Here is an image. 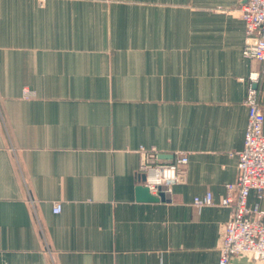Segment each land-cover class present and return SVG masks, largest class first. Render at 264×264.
<instances>
[{"label":"crops","instance_id":"obj_1","mask_svg":"<svg viewBox=\"0 0 264 264\" xmlns=\"http://www.w3.org/2000/svg\"><path fill=\"white\" fill-rule=\"evenodd\" d=\"M243 1L0 0V264H217L261 67ZM140 146L186 152L168 200L136 199Z\"/></svg>","mask_w":264,"mask_h":264},{"label":"built area","instance_id":"obj_2","mask_svg":"<svg viewBox=\"0 0 264 264\" xmlns=\"http://www.w3.org/2000/svg\"><path fill=\"white\" fill-rule=\"evenodd\" d=\"M239 9L245 25L241 54L257 60L261 67L259 72H251L245 79L247 88L243 102L248 120L243 146L237 152L236 179L225 184V194L218 200L220 205H229L232 210L223 226L217 264H230L231 257L239 253H249L264 262V208L247 202L251 191L259 196L264 194V112L258 98V82L260 74L264 73V0H244ZM32 95V90L22 89L24 98ZM138 152V172L144 174V184L152 194L157 193L160 186L170 192L172 185L186 180V152L175 151L169 160H160L154 147L140 146ZM192 203L197 207L215 204L214 194L206 191L195 195ZM60 210L61 204L54 203L52 211Z\"/></svg>","mask_w":264,"mask_h":264},{"label":"water","instance_id":"obj_3","mask_svg":"<svg viewBox=\"0 0 264 264\" xmlns=\"http://www.w3.org/2000/svg\"><path fill=\"white\" fill-rule=\"evenodd\" d=\"M161 156V155H160ZM159 156V157H160ZM145 176L142 174V182L136 186V199L140 201H159L168 200L166 197L164 187H159L157 193L152 194L148 187L144 184Z\"/></svg>","mask_w":264,"mask_h":264}]
</instances>
